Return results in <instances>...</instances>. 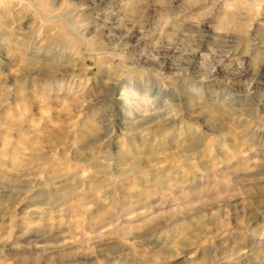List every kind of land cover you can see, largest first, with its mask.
I'll return each mask as SVG.
<instances>
[{
	"label": "clouds",
	"instance_id": "clouds-1",
	"mask_svg": "<svg viewBox=\"0 0 264 264\" xmlns=\"http://www.w3.org/2000/svg\"><path fill=\"white\" fill-rule=\"evenodd\" d=\"M0 264H264V0H0Z\"/></svg>",
	"mask_w": 264,
	"mask_h": 264
}]
</instances>
